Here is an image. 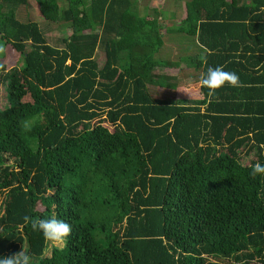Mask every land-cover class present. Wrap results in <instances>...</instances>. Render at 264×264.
<instances>
[{"label": "trees", "instance_id": "16d2710c", "mask_svg": "<svg viewBox=\"0 0 264 264\" xmlns=\"http://www.w3.org/2000/svg\"><path fill=\"white\" fill-rule=\"evenodd\" d=\"M33 1L63 35L20 18L27 0H0V257L264 264V177L250 174L264 164V0H184L174 31L195 52L176 61L155 56L169 28L132 0ZM180 61L189 87L171 81ZM217 66L242 86L209 95L200 77ZM25 215L72 234L48 250Z\"/></svg>", "mask_w": 264, "mask_h": 264}, {"label": "rangeland", "instance_id": "374dc122", "mask_svg": "<svg viewBox=\"0 0 264 264\" xmlns=\"http://www.w3.org/2000/svg\"><path fill=\"white\" fill-rule=\"evenodd\" d=\"M137 5V9H131L132 12L139 16H144L145 14H149L152 17H155L158 19L159 24L162 23V25H165L169 28L170 33H166L163 35V42L161 46L159 47L157 53L155 54L158 58H164L169 59L171 61H176L175 59H178L180 56H187L188 54H192L195 52L193 47V42L191 38L187 35L177 33L174 31V25L179 19H181L185 14V6H184V0H132ZM33 0H27L26 6L24 4H20L17 7V15L20 18H26L27 14L28 16H31L32 18L38 20V14L33 9ZM65 5V3H63ZM145 6V7H144ZM151 6H157V13H155ZM39 24L47 36L48 40L50 42H53V44L60 45L61 37L63 35L62 27L56 25L55 23L48 22L45 20H38ZM177 25V24H176ZM67 30H65L66 32ZM175 34L176 36H172ZM96 59L99 64L103 61V51L101 49H96L95 52ZM185 60V59H183ZM189 64L186 62L179 63V69L172 70L173 74L171 76H176L174 79H171V81L177 82V80L183 79V82L185 83L184 76L192 75L196 76V71L192 67H187ZM178 66V65H177ZM190 66H192L190 64ZM157 72L162 71L161 73L169 74L171 70H169L167 67H158ZM196 74V75H195ZM179 77V79H178ZM194 78H192L193 80ZM191 80V81H192ZM182 85V84H181ZM180 85V86H181ZM6 104V98H5V88L4 84H0V107H3ZM104 125L107 127H110L108 123L103 122ZM248 159H245L243 162H246ZM53 243L47 241V247L48 250H50V247H52ZM24 248V246H21L18 250L21 251Z\"/></svg>", "mask_w": 264, "mask_h": 264}, {"label": "clouds", "instance_id": "9594fccd", "mask_svg": "<svg viewBox=\"0 0 264 264\" xmlns=\"http://www.w3.org/2000/svg\"><path fill=\"white\" fill-rule=\"evenodd\" d=\"M5 53L6 45L0 41V55ZM204 62L206 63V58ZM3 68L4 65L0 64V69ZM199 83L202 87L209 90V95H214L217 90L225 85L232 87L242 86L239 75L233 71H226L225 66L209 67L207 72L200 77ZM250 174L253 178L257 175L264 177V164H255ZM23 221L26 225H30L33 231L41 232L47 241L57 246L65 245L73 231L71 223L58 219L55 215L46 218L25 215ZM0 264H33V258L23 248L10 256L0 257Z\"/></svg>", "mask_w": 264, "mask_h": 264}, {"label": "crops", "instance_id": "0c3cea01", "mask_svg": "<svg viewBox=\"0 0 264 264\" xmlns=\"http://www.w3.org/2000/svg\"><path fill=\"white\" fill-rule=\"evenodd\" d=\"M181 62H183V61H180L179 63H181ZM184 63V62H183ZM187 67H192V66H190V63H189V65L187 66ZM174 69H179L180 67H179V64H178V67H173ZM193 68V67H192ZM173 72V71H172ZM173 75H175V73L173 74ZM187 77L185 78V83L183 82V79H182V85H185L186 87H189L190 86V84L192 83V82H195L197 79H195L194 78V80H192V77H190V75L188 74V75H186ZM192 80V81H191Z\"/></svg>", "mask_w": 264, "mask_h": 264}]
</instances>
